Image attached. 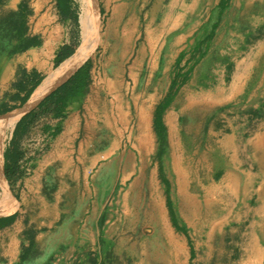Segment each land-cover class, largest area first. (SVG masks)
<instances>
[{
	"label": "bare ground",
	"instance_id": "1",
	"mask_svg": "<svg viewBox=\"0 0 264 264\" xmlns=\"http://www.w3.org/2000/svg\"><path fill=\"white\" fill-rule=\"evenodd\" d=\"M77 1L81 7V40L77 51L75 50V54L64 60L59 67L49 70L22 111L8 116L0 126V179L3 180L4 141L9 131L14 129L23 113L36 107L49 92L85 62L95 51L98 40L104 46L102 85L96 87L97 99L102 104L100 114L104 123L99 134L108 140L113 130L120 135L124 124L126 130L137 131L138 135L145 139V147L147 142L152 143L156 136L152 132L150 122L159 102L156 96L158 86L167 75V53L182 51V43L189 38L195 41L204 39L211 33L213 24L219 22L220 25L215 29L211 40V50L221 52L219 57L227 59L224 67L227 73L223 69L221 75L213 78L197 69L186 85V97L181 102L178 121L175 122L177 137L170 139V148L166 149L168 156L173 158L174 171L168 172L178 190L185 194L188 206L193 209L194 217L179 224L192 236L197 247L203 246L214 261L230 258L232 254L223 250L222 242L225 240L222 238L228 235L235 241L240 234L244 235V232L240 233L239 230L248 225L249 233L254 236L250 251L254 253L255 264H260L259 261L264 257V248H261L258 236L260 232L264 240V117L257 121L242 122L248 119L228 116L224 111L232 105L224 104V90L231 91L230 97L227 98L229 102L237 98L239 103L243 104L259 97L260 90L253 82L252 72H264V0H229L222 12V0H200L210 22L201 33L198 32L203 18H199L196 11L198 6H194L190 15L192 30H189V35H182L179 30L174 31L178 26L171 27L169 22L167 26L166 20L181 5H177V2L169 5L162 25L153 27L156 24L154 18L147 22L141 18L136 8L133 16L126 21L124 17L128 10V1L118 0L115 10L119 12L116 23L119 28L116 32L113 31L109 39L99 35V11L95 0ZM183 6L185 7L184 4L181 7ZM158 34V40L153 39ZM260 34L263 36L257 39ZM249 41L253 44L249 45ZM147 52L150 53V60ZM226 53L229 56L224 57ZM191 54L186 55L184 64ZM212 62L210 60L207 64L217 67V64ZM227 67L237 71L242 69L247 76L239 74L238 78L231 77ZM143 73H148L145 84H141ZM128 79L133 81V86L127 82ZM139 87L142 88L141 91ZM261 96L264 95L261 93ZM249 108L252 107L243 105L240 110L246 111ZM236 110L231 107L230 114ZM164 163L166 164V160L163 165ZM190 163L201 166L207 164L210 168L211 176L207 185L209 189L199 178L191 186L193 182L189 177ZM255 183L259 184V189L256 188V201L263 204V210L251 208L248 203H243L240 208L236 206L233 200L238 197V189H244L249 201H253L250 191ZM187 190H193L194 193ZM201 196L204 198L201 199ZM208 196L211 199H208ZM231 222L235 223V226H232ZM164 233L172 247L170 264H196L199 258L191 259L193 262H190V253L183 259L180 256L179 251L185 249L181 237L172 231ZM250 258L248 256V259ZM239 259L237 264H249L242 256Z\"/></svg>",
	"mask_w": 264,
	"mask_h": 264
},
{
	"label": "rangeland",
	"instance_id": "2",
	"mask_svg": "<svg viewBox=\"0 0 264 264\" xmlns=\"http://www.w3.org/2000/svg\"><path fill=\"white\" fill-rule=\"evenodd\" d=\"M127 1L128 10L124 17L126 21L133 16L134 8H136V10L140 12L141 18H144L147 22L154 18L156 24H154L153 27H159L162 25L168 12L169 5L172 2H177V5L181 4L180 7L176 8V11L166 20L167 26L168 22L171 27L178 26L174 31L179 30L182 35L190 34L189 30H192V25L189 21L194 6H198L196 11L199 18H203V23L200 25L198 32L201 33L204 27L210 22L203 3L200 0ZM1 2H3V0H0V6L5 5V3ZM228 3L229 0H222L220 12L227 7ZM116 4L118 5V0H96L100 20L99 35L107 39L119 28L116 26L119 13L115 10ZM183 4L185 7H181ZM72 7L76 14V20L73 25L74 41L71 43V48L72 51L75 52L81 40L79 23L81 7L77 0H73ZM22 9L23 8L20 10ZM9 18L10 16L5 17L4 22L0 23V122H2L6 115L22 109L27 102L25 99L31 95L38 83H41L46 77V73L31 72L35 75V78L31 80L30 74L28 73V68H30L31 65L22 62L23 57L18 56L24 52L22 51L24 48L21 46V49H18L19 43L9 39L11 33L8 22ZM219 25V22L214 23L211 33L202 40L195 41L194 39L191 40V38L185 40L181 45L182 51L167 53V75L166 79L164 78L162 83L158 86L156 96L159 102L155 106V112L154 114L152 113L153 115L150 122L152 132L156 136L152 141L153 144L146 141L147 146L145 147V139L138 135L137 131L126 130L124 124L120 130V135L114 130L111 133L115 141H113V145L110 146L108 141L103 137L98 138L99 160L101 162L109 159L112 154L115 157L120 156V183H116L112 186L105 185L103 191V207H112L111 202L113 201L114 207L119 209L120 216L118 218V224L114 229V237H110L111 241L114 240L115 247H108L109 243L106 239L103 248L87 249L86 253L83 255L90 261L89 264H170V261H172L170 258V248L172 247L168 244L164 231L166 233L172 231L184 240L185 249L179 251L182 259L186 254L188 256V253H190V260H194L196 257L197 259L199 258L197 260L198 263L195 261L196 264H237L240 260L239 257L242 256L249 264H255L254 253L250 251L254 236L252 233H249L248 225L239 230L240 233L244 232V235L240 234L235 241L228 235L222 238L223 241L225 240L222 242L224 243L223 250L226 253L232 254L230 258L225 257L220 261H214L203 246L197 247L192 236H189L186 229L179 224L185 219L190 220L194 217L192 213L193 209L188 206L185 200V194H183L182 190H178L175 182H172L173 179L170 176L171 174L168 172L169 170L174 171L173 158L172 156H168V151H166V149L168 150V148H170L169 143L172 138L177 137L175 122L178 121L177 118L179 117V111L182 105L181 102L186 97L184 92L186 85L190 79L194 77V72L197 69L208 73V76H212L213 78L221 75L223 69L225 70L224 67L227 64V59H221L219 57L221 52L215 49L211 50V40L215 35V29L219 27ZM156 33H159V31H156ZM158 36L159 34L153 37V39L158 40ZM262 36L263 34H260L257 36V39H260ZM193 41H195L194 44ZM22 44L23 42H21V45ZM27 44H30V42H26V45ZM248 44L251 45L253 42L249 41ZM103 52L104 46L98 40L95 51L82 64V66L87 63L89 65L85 79L81 82L82 84L84 83V85L78 92L68 95L60 108H57L58 106L55 103L57 99L51 102L48 112L46 111V107L38 108L42 100L36 107L20 117L21 119L29 115L22 121L21 126L23 130L20 132L21 135L19 132L16 134L15 127L7 134L4 141V154L13 140L15 149L18 148L13 158L15 167L9 170L8 180L6 178V172H8V170L5 169L3 171L5 184L7 185L11 199L14 197L13 194L15 195V190L13 192V189H23V185L19 187L12 186L9 180H11V178L16 179L17 177L32 175V170H29L31 169L29 164L33 161H41V163L47 161V155L56 144L55 141L58 136H62V142H66L65 137L63 138L64 132L69 128L70 121L79 108L81 110L80 127L82 130L88 128L87 126L90 125L92 128L97 129V133H99L104 123L100 114L102 104L97 99L96 87H98V85L101 87L102 85L101 67L104 62ZM148 53L149 52H147V54ZM188 53L192 54L184 64L183 60H186V55ZM149 54L148 59L150 60ZM214 55H217V57H213ZM226 56H229V54L226 53L224 57ZM210 60L213 61L212 64H217L218 68L215 65L211 67L210 63L207 64ZM2 67L4 69L9 68L10 70L9 75H6L4 78H1L3 74L1 72ZM227 70L229 71L228 73H231V77L238 78L239 74L247 76L246 72L242 69L237 71L229 67ZM252 75L254 77L253 82L258 85L259 88H257L260 90L258 92L259 97L252 98L243 104H240L237 98L234 99L232 97L233 99L229 102L227 98L230 97L231 91L228 89L224 90V96L226 97L224 104L232 105L224 112H227L228 116L244 117L248 119L242 122L257 121L264 117V96H261V93L264 95V72L260 71L258 74L252 72ZM256 75L257 77L259 76V78H257ZM147 80L148 73H143L141 84H145ZM127 82L133 86L132 80L128 79ZM73 86L74 85H71L70 88ZM138 89L140 91L142 90L140 87ZM63 94L65 95V93H62V95ZM243 105L251 106L252 108L241 111L240 107ZM231 107L237 109L235 111L236 114H230ZM118 141L120 143H118ZM164 160H166V164L164 163L163 165ZM43 172H46L47 177V173L49 172ZM210 176L211 170L207 164L201 166L190 163L189 177L193 182L191 186H193L199 178L206 187L210 180ZM115 179H117V177ZM254 185L255 186H253L250 191L252 195L251 198H254L253 201H249L244 189H238V197L233 200L236 206L240 208L243 203H248L251 208L263 210V204L256 201V188L259 189V184L255 183ZM206 188L209 189L208 186ZM52 190H54V186L49 185L48 182L42 185V191L45 192V194L49 195ZM187 192L194 193L193 190H187ZM18 197L23 199L24 193L19 191ZM36 198H38V196L29 197L30 200L24 202L20 210H35L38 208L41 201H39L40 203L38 201H31ZM203 198L204 196H201V199ZM1 199L5 201V191L0 184V200ZM208 199H211V197L209 198L208 196ZM4 207L5 210L14 208V206L5 205ZM231 224L235 226V223L231 222ZM258 236L262 244L261 248H264V240L260 232ZM233 242L235 244L231 245ZM248 256L251 258L248 259ZM192 260L190 262H193ZM259 263L264 264V257Z\"/></svg>",
	"mask_w": 264,
	"mask_h": 264
},
{
	"label": "crops",
	"instance_id": "3",
	"mask_svg": "<svg viewBox=\"0 0 264 264\" xmlns=\"http://www.w3.org/2000/svg\"><path fill=\"white\" fill-rule=\"evenodd\" d=\"M1 3L5 5L0 6V23L10 16L9 39L19 43L18 49L21 46L24 48V52L18 56L23 57L22 62L31 65L28 68L31 80L35 78L31 72L46 73L47 76L49 70L59 67L77 51L78 47L70 55L73 52L71 43L74 41L73 25L76 20L73 0L66 2L69 6L67 15L60 10L59 0H3ZM26 42L30 44L26 45ZM59 59L64 60L57 66ZM3 67L1 78L10 72L9 68ZM22 109L6 115L0 126L8 116ZM80 113L79 108L64 132L66 142H62V136L57 137L56 144L47 155V161H33L29 164L32 175L9 180L12 186L23 185V189H13V199L6 187L3 171L8 170V180L9 170L15 167L14 154L18 151L13 144L14 140L6 150L3 180L0 179L5 201L0 200V218H7V222L0 224V264H89L90 261L83 255L87 249L103 248L106 239L108 247H115L110 237H114L120 212L114 207L113 201L112 207H103V191L105 185L120 183V156L109 154V159L103 162L99 160L98 138L102 135L90 125L82 130ZM21 124L17 128L15 125L16 134L19 132L21 135ZM107 141L110 146L113 145L114 136L110 134ZM43 171L49 172L47 177ZM46 182L54 186L49 195L42 191V185ZM19 191L24 193L23 199L18 197ZM31 196H38L31 201H41L40 206L35 210H20ZM4 205L14 208L5 210ZM12 217L15 218L10 221Z\"/></svg>",
	"mask_w": 264,
	"mask_h": 264
},
{
	"label": "trees",
	"instance_id": "4",
	"mask_svg": "<svg viewBox=\"0 0 264 264\" xmlns=\"http://www.w3.org/2000/svg\"><path fill=\"white\" fill-rule=\"evenodd\" d=\"M68 0H59V3H60V10L62 11V13L64 15H67L68 14V10H69V6L66 4ZM74 52H72L70 55H72ZM69 55V56H70ZM64 59H59L58 61V64L57 66L63 61ZM89 65L88 63L87 64H84L70 79H68L66 82H64L61 86H59L56 90H54L52 93H50L41 103L40 105L38 106L39 107H46V111L48 112L50 110L49 106L51 104V102H53V100L57 99V101L55 102L56 105L58 106L57 108H60L63 103H64V100L65 98L72 94V93H75V92H78L80 90V88L84 85V83L82 84L81 82L84 81L85 79V75H86V72H87V69H88ZM40 84V82L38 83V85ZM37 85V86H38ZM71 85H74L72 88H70ZM36 86V87H37ZM35 87V88H36ZM34 88V89H35ZM33 89V91H34ZM32 91V93H33ZM31 93V94H32ZM62 93H65V95L63 96ZM62 95V96H61ZM30 97V96H29ZM29 97L27 99H25V101H27L29 99ZM29 115L27 116H24L22 117L19 122L17 123L16 125V128L17 126L19 125V123H21L22 121H24V119L26 117H28ZM16 128H15V131H16ZM15 217H12L10 219L11 220H14ZM7 218H0V224H3L6 221Z\"/></svg>",
	"mask_w": 264,
	"mask_h": 264
},
{
	"label": "water",
	"instance_id": "5",
	"mask_svg": "<svg viewBox=\"0 0 264 264\" xmlns=\"http://www.w3.org/2000/svg\"><path fill=\"white\" fill-rule=\"evenodd\" d=\"M68 79H69V78H68ZM68 79H67V80H68ZM40 102H41V101H40ZM6 187H7V185H6Z\"/></svg>",
	"mask_w": 264,
	"mask_h": 264
}]
</instances>
